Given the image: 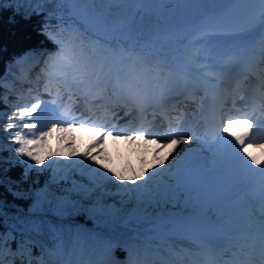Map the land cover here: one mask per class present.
Instances as JSON below:
<instances>
[{
  "label": "trees",
  "instance_id": "16d2710c",
  "mask_svg": "<svg viewBox=\"0 0 264 264\" xmlns=\"http://www.w3.org/2000/svg\"><path fill=\"white\" fill-rule=\"evenodd\" d=\"M175 2L90 0L87 6L84 2L75 3L72 0L68 3H60L59 0L42 3L36 0H0V111L11 106L5 101L7 88L15 86L19 74L36 58H21L22 52L28 49L37 51L38 46L43 45L45 51L41 63L44 65L60 51V45L50 38L52 34L69 43L71 38L74 39L62 36L61 26L81 37L83 41L78 43L81 48L87 49L89 43L95 42L119 61L130 56V49L181 60L184 52L182 48L175 50V46L180 40L187 45L184 35L178 38L180 34L170 31L168 25L185 17L190 3L184 0L177 10ZM190 36L184 37L185 40L189 41ZM14 91L13 101L16 89ZM46 156L50 158L44 164L29 168L32 161L26 164L23 162L26 157L20 158L16 154L12 158L8 151L0 148V170L7 178L6 181L0 179V204H3L6 213L0 216V234L5 239L4 264H29V261L31 264H108L111 255H116L115 264H125L126 258L137 255L145 258L147 264H158L157 259L170 263L173 259L183 262L187 259L184 250L199 251V247L184 233L149 227L148 223L156 218L160 203L138 200L140 205H149L146 214L130 215L129 204L135 196L119 188L120 204L108 201L102 206H94L83 202L80 210L63 215L56 211L57 192L47 188L51 203L36 207L39 192L36 185L44 180L51 183L56 166L49 153L41 149L39 158L43 160ZM62 174L63 171L59 173ZM194 174L201 176L205 182L206 174L202 168ZM65 183L61 180L51 184L61 186ZM94 208L98 210L93 211ZM33 221L42 225L40 230L31 227ZM9 249L15 255L10 254ZM175 252L181 253V256L174 257Z\"/></svg>",
  "mask_w": 264,
  "mask_h": 264
},
{
  "label": "snow or ice",
  "instance_id": "6c2138e0",
  "mask_svg": "<svg viewBox=\"0 0 264 264\" xmlns=\"http://www.w3.org/2000/svg\"><path fill=\"white\" fill-rule=\"evenodd\" d=\"M36 2L42 3L45 0H36ZM59 2L68 3L70 0H59ZM72 2L83 3L85 0H72ZM138 2H145V0H138ZM256 2L261 6L256 19L264 33V0H256ZM55 42L60 45V51L56 57L51 58L50 67H55L57 63L63 61V71L60 73L59 82L65 87L80 89L84 95L94 89L103 92L110 89L118 101L123 100L125 104H131L141 111L144 110L145 103L150 96L157 93L159 94V105L163 106L170 102L166 92L170 89L171 81L163 71L157 72L151 79L139 71H120L113 75L106 62L97 63L83 48L66 46L59 40ZM261 46V55L264 56V39L261 40ZM57 91L59 94V90ZM51 105L55 107H50L48 101H42L37 97L30 105L17 106L15 111L8 116L7 126L2 130L9 133L14 153L20 158L26 157L27 159L23 161L26 164L28 161L33 162L28 165L29 168L42 165L49 160L48 156L41 160L39 155L40 150L46 146L47 139L53 134L57 135L58 140H62L66 136H71L73 129L77 127H85L99 133L82 153L65 152L58 147L55 153L50 154L55 157L56 165L53 168L51 183H59L61 180L71 183L70 187L63 189L64 195L56 197L55 207L59 214H71L80 210L83 208V201L92 198L94 194L97 196L104 194L103 189L107 183L115 184L119 181L117 187L120 190L134 194L135 198L140 201L183 204L184 207H188L193 200H196L197 203L193 204L194 208L201 212L207 208L208 211L204 213L206 223L202 227L206 233L203 241L209 247H219L224 239L235 235L229 231L225 236H219L218 233L225 232L224 219L221 216L213 221L211 215L216 209L222 208L234 198L237 194L236 188L223 184L206 185L201 176L193 174L192 153L195 152L194 149L169 162V158L173 157V153L181 144H189L195 140L192 133L181 131L180 126L177 125L175 129H171L167 135L161 137L154 134L150 126H145L143 123L132 128L118 127L116 123L109 125L107 121L98 122L91 116H77L70 108H61L55 99L51 101ZM49 112L51 115H48ZM2 118L3 113H0V119ZM242 124L246 127L238 132L232 131L234 126L239 128ZM262 127H264V122L254 120L247 113L242 116L223 115L215 123L214 143L210 147L215 150L214 154L227 157L230 171L234 168L237 173L259 177L258 188L253 199L264 207V134H254V129L259 130ZM17 128V131H13ZM108 136H111L113 141L123 136V139L130 143L143 137L145 145L155 141L157 147L153 153L151 167H144L143 156H141L140 174H136L133 170L131 177H126L106 167L100 157L103 153L104 140ZM71 144L69 140V148ZM169 145L173 147L168 156H161L160 153ZM250 149H259V155ZM61 160L67 162L61 164ZM93 165L96 166L93 167ZM61 171L63 174L59 175ZM73 172H79L82 177L87 176L88 183L73 179ZM25 174H27V169ZM129 184L134 187L129 188ZM47 188L46 183L45 188L37 193L36 207L51 203L48 199ZM96 203L99 205L98 199ZM3 208V204H0V216L6 215ZM96 210L98 208L93 209V211ZM31 227L38 231L42 225L33 221ZM251 231L256 233L254 240L250 242L248 251L242 254V258L234 264H257V262L264 264V214L255 221ZM8 235L11 237V233ZM4 245V236L0 234V264H4ZM9 253L15 255L10 249ZM29 264H31L30 261Z\"/></svg>",
  "mask_w": 264,
  "mask_h": 264
},
{
  "label": "rangeland",
  "instance_id": "374dc122",
  "mask_svg": "<svg viewBox=\"0 0 264 264\" xmlns=\"http://www.w3.org/2000/svg\"><path fill=\"white\" fill-rule=\"evenodd\" d=\"M176 5H180L183 3L184 0H175ZM189 1V12L188 14L182 19V20H174L171 25H168V29L170 31H173V33L180 34L178 35V38H181V34L184 35V37H189V41L185 40L183 37L184 42L187 44L184 45L183 41L180 40L178 44L175 46V50H180L182 48V51L184 54H181V60H174L166 58L163 55L160 54H152V53H140L135 50L129 51V55L132 56V59L129 61H125L123 66L125 64H133L136 67H140L139 69L143 70L141 72L147 71L148 76H155L157 72L163 71L165 76L167 78H171L172 74L177 73V68L180 67H186L190 70H194L195 72H198V70L205 69V73H208L209 70V64L202 65L197 60L198 56L202 54V50L200 47H202L205 43L209 42V39L212 37L213 32L209 29L210 20L207 19V16L211 14V10L214 9L216 4L219 2V0H188ZM256 1V0H255ZM86 2V0H85ZM259 12L261 6L257 7ZM238 14L236 15V10H231L228 14H226L225 17L220 19L219 23L222 26H228L233 31L237 30H248L254 26L260 25L257 21V16H254V14ZM61 30H63L62 36H66L68 39L71 37H74V39H70V42H67L62 37H56L53 34L51 37L55 40H59L63 42L66 46H71L74 48H81L79 46V42H82L81 37L72 34L71 32H68L67 29L63 26H61ZM182 32H188L182 33ZM186 47L187 50L186 51ZM45 47L43 45H39L37 51L35 50H25V52H22V57H30L35 56V60L37 61V69L34 71V73H38L41 75L50 76L52 79V76L55 77V79L60 78V73L63 71V61H60L57 63L55 67H50L52 64V60L48 63L47 66H43L41 61L43 58V53L45 50H43ZM84 51L91 56L97 63H104L106 62L108 67L110 69L114 68V62L110 58L109 54L102 48L100 45L95 42H91L88 45L87 49H84ZM181 62V63H178ZM177 62V63H176ZM145 63L148 65V69L145 68ZM202 72V71H201ZM19 77V76H18ZM177 77H180V75H177ZM173 78V77H172ZM212 78V77H211ZM213 79V78H212ZM14 87V86H13ZM13 87L7 88V94H5L6 99H9V102L11 106L7 108L6 110H1L0 113H3V118L0 119V145H2V148L9 152V155L12 158H15L14 149L11 147L12 141L9 139V133L6 131H3V128H6L7 122H8V116L11 115L13 111H15L17 106H23V105H30L31 103H25V104H17L13 101V99H10L9 97H12L11 89ZM185 89V86H184ZM42 101H48L50 104V107H55L54 105H51V101L53 99L47 98V97H38ZM60 98L59 96L55 97V100L57 101V104L60 105ZM13 101V102H12ZM208 101V100H207ZM34 103V102H33ZM206 104V102H205ZM48 115H51V112L48 113ZM189 120H187L188 122ZM120 122H116L117 126H119ZM183 125V124H182ZM197 126L196 122L193 125L189 124V127H187L188 133H192L195 136V140L189 144H181L179 147L181 148L180 151L183 149V153H180L179 157L184 156L186 152H189L190 150H195V152L192 153V171L193 174L196 170H201L199 168V164H204V167L210 169L212 166L217 164H223L222 170L219 173V175L216 178V181L214 183H217L218 179H222L221 181L228 180V176L223 178V174L228 175L230 170L229 161L227 157L220 156L218 154H214L215 150L212 149L210 146L214 143L213 135L205 134L203 136H200L197 132H193L191 130H195V127ZM17 129H13V131H17ZM181 130V128H180ZM233 130V129H232ZM182 131V130H181ZM129 134V133H128ZM99 135V133L95 131H90L88 128L85 127H77L73 129L71 136H66L62 140L57 139V135L53 134L51 137L47 139V144L43 148L44 153H55L57 151V148L60 147L65 152H75L77 154L82 153L85 151L87 146L95 140V138ZM163 137V136H162ZM71 141V148L68 147V141ZM157 147L155 141H152L145 145L144 138L140 137L134 142H128L123 139V136H119L115 141H113V138L111 136H108L104 140V144L102 146L103 153L100 157V160L102 163L106 165L108 168H112L115 172L121 173L125 175L126 177H131L133 175V170H135L136 174H140L141 170V156L144 158V167L148 168L151 167V164L153 162V153L155 148ZM172 149L167 147L165 148L160 155L161 156H168V153ZM178 152V151H177ZM179 154V153H177ZM211 154V155H210ZM51 156V155H50ZM52 160L55 161V157L51 156ZM158 162V161H157ZM61 164L66 163V161L61 160ZM96 165H93L95 167ZM195 167V168H193ZM228 167V168H227ZM103 171V169H101ZM234 179V186L235 188L237 186H248L251 188V191L249 195H245L243 200H240V203L248 202V205H250L249 208L243 209L241 212L235 214L234 216H230L225 213V211L216 209L213 212V220L215 221L218 217H223L224 222H226V226L228 228H234L236 229L237 226L246 221L250 220H258L262 214H264V207H262L259 203L255 202L253 197L255 196L256 190L258 188L257 181L259 180V177L252 180L251 175H244L237 173L235 169H232V174L230 175ZM72 178L76 179L79 182L82 183H88L87 176H81L79 172H73ZM0 179L2 181H6V176L2 170H0ZM252 180V181H251ZM46 183L48 184V188L54 189L57 192V196L64 195L63 189L66 187H70L71 183L70 181L66 182L64 185L61 186H54L48 181L40 182L36 185V188L41 191L45 188ZM119 181H116L115 184L107 183L106 187L103 189L102 195L97 196L96 194L93 195L92 198L85 200L83 202H88L89 204H92L94 206H97V199L99 200V205L102 206L104 203L111 201L114 204H120L122 203V199L119 198L121 195L117 192L119 184ZM249 183V184H248ZM128 187H131V184L128 185ZM99 191V190H98ZM255 191V193H254ZM195 196V193L193 194ZM197 203L196 200H193L192 204H190L188 207H184L183 204L176 205V204H164L160 203L158 206V209H161L162 214L155 218L154 221H151L148 223L149 227L156 228L161 231H173L174 233H181L186 232L190 233V230L187 226V221H194L197 218V215L202 216L203 219H205L204 213L207 212L204 211L201 212L199 209H196L193 207V204ZM98 205V206H99ZM131 205L130 210L134 207H138L139 210H147L149 208V205H140L138 203V200L134 197L133 202L129 204ZM192 212L194 215L186 217V214H189ZM179 213V215H177ZM219 213V214H217ZM157 215V214H156ZM121 218V217H120ZM169 223V226H166L167 223ZM163 226V227H162ZM241 229H236V231L240 232ZM256 234V233H254ZM240 237L241 241H246L248 239V235L246 233H240L238 235ZM240 243V242H239ZM120 251L124 252L123 249ZM119 251V252H120ZM185 257L187 259L183 262H178L177 264H209L208 258L211 257V254H208V251L199 248V252L194 251H183ZM198 254V255H197ZM174 257H180L181 253L175 252ZM116 255H111V258L109 257V263L108 264H115L117 263V259L114 258ZM141 259H137L136 256H130L128 259L126 258L125 264L130 263L133 264H145L146 259L143 258L141 255H137ZM240 259V258H239ZM114 260V262H113ZM135 260V262H134ZM159 260V259H157ZM162 261V260H161ZM163 264H176V260L173 259L172 263L168 261H162ZM221 264V261H219Z\"/></svg>",
  "mask_w": 264,
  "mask_h": 264
},
{
  "label": "bare ground",
  "instance_id": "6f19581e",
  "mask_svg": "<svg viewBox=\"0 0 264 264\" xmlns=\"http://www.w3.org/2000/svg\"><path fill=\"white\" fill-rule=\"evenodd\" d=\"M221 2H218L216 6L214 7L213 10H211V14L207 16V19L210 20V27L209 29L212 30L213 35L209 39V42L205 43L200 49L202 50V54H200L197 58L199 63L202 65L209 64L210 68L208 70V73H205V69L198 70L197 73H195L194 70H190L186 67H180L179 69L177 68V71L181 74L180 78H184L186 75H194L189 78H184L186 81L185 82H179V81H171L170 84V89L166 92V95L169 96H174L177 99V102L169 105L167 107L163 108L164 111V117L160 119V117L155 118V120H150L154 124H158L159 126L163 127V130H157L153 129L151 130L154 134H157L159 136H165L169 133L171 129H175L177 125L180 126L181 130L186 132L188 124L193 125V123L197 124L199 128L202 130H198L197 133L200 134V136L207 134L214 135V129L215 127L212 126V115L216 116L218 119L222 116L221 111L223 112V115H232V116H242L244 113L251 111L250 106H247L249 104L245 102V100L248 98L250 103L253 104L255 101V105L258 107L257 104L258 100L255 97V92L253 90H243L242 94H239L238 96L226 98L225 96H221L219 99L218 91L216 90V87L222 83H230L231 82V76L230 73L234 71V54L237 56L239 53V41H241V38L244 37L245 35H248L249 32L253 31H259L261 30L260 25L254 26L248 30H237L233 31L230 27L228 26H222L219 23L220 19L226 16L231 10H236V15L238 14H249L252 12L254 16L259 14L258 6L259 3H257L255 0H233V2H229L228 0H220ZM242 15V16H243ZM238 42V44H237ZM140 53H152V54H157L153 52H140ZM163 55V54H160ZM165 56V55H163ZM168 58L167 56H165ZM132 59V56H125L122 57V60L118 61L116 67H114L112 70L113 75H115L117 72L120 71H139L141 74L145 75L148 78H152L154 76H148L147 71L141 72L143 70L139 69L135 65L129 63L125 64L123 66L122 63H124L126 60L129 61ZM169 59V58H168ZM174 61V60H172ZM177 63V62H176ZM178 63H181L178 61ZM38 66L37 64L34 65L33 69ZM145 68L148 69V65L145 63ZM202 71V72H201ZM213 79H212V78ZM187 83H190L192 86L195 87V91L193 93L186 94L183 92V87ZM254 83L258 87L259 80H254ZM231 86V85H230ZM233 86V85H232ZM60 87V86H57ZM51 88V84H46L45 81H34L31 78L30 73L24 74L23 76L21 75L15 83V86L11 89V92H15L14 90L16 89L15 93V103H18L19 101L23 102V99L20 95V89H24L25 91H29L32 93V97L27 103H33L35 102V99L37 97H46L47 91ZM211 88L214 89V92L211 91ZM246 89V88H245ZM248 89V88H247ZM207 92H206V91ZM109 91H111L109 89ZM240 91V89H239ZM250 94H249V92ZM12 92V93H13ZM228 93H231V89L228 90ZM232 95V94H231ZM230 95V96H231ZM157 100L159 101V94L157 93L156 95H153ZM199 96L205 98V100L209 102V105L214 107L213 104H216L217 100H219L220 104L216 107L215 111L210 113L208 105H204L202 110L199 111V114L196 116H192L189 121L185 119L187 116L185 115L187 113L186 106L182 107L181 104L182 102H188L189 106H193L195 101L199 98ZM240 97V98H239ZM239 98V100H238ZM12 99V97L10 98ZM150 98L146 101L145 103V108L143 112L146 111V108L148 107V102H150ZM9 101V99H6ZM156 99L151 100V101H157ZM182 101V102H181ZM115 102V101H114ZM77 103L79 104L78 100ZM113 103V102H112ZM161 106V105H160ZM164 106V105H163ZM161 106V107H163ZM171 106H176L177 110H174L171 108ZM113 109L116 111L113 112L115 115H113L112 112H106V111H100L96 113H90L89 114L93 117V119L97 120L98 122H109V125L111 123H118V122H123L125 123L124 120H126L127 115L124 114L122 108L123 107H129L128 109L130 111L136 112L139 111V108L131 105V104H125L123 101L122 104H117L112 106ZM73 108L75 111L78 110L77 105H73ZM263 107H261L262 109ZM75 115L77 113L74 112ZM175 114V115H172ZM248 114V113H247ZM78 116V115H77ZM264 118V117H263ZM148 118L137 116V117H132L131 121H133L134 125L139 126L141 123H143L145 126L148 125V122L146 121ZM183 124V125H182ZM244 126L240 125L239 128L233 127L234 129L232 130L233 132H238L242 130ZM131 134V133H129ZM169 148L172 149V145L168 146ZM156 149V148H155ZM181 148L178 147L177 151L173 153V157L169 158V162L175 157H179L180 153H183L180 151ZM155 151V150H154ZM250 151H254L255 154L259 155V149H250ZM179 153V154H177ZM234 187V185L232 186ZM238 187V186H237ZM236 187V188H237ZM212 219V215H211ZM256 220H250L246 222L240 223L236 229H241L240 232L236 231V229L231 228L230 232L233 233H246L248 235V239L246 241H241L240 240V246L241 250L243 251L240 253V257H242V254L246 253L250 247V242L254 240L255 232L251 231L252 226L254 225ZM205 222L201 223V221H187V226L188 229L191 231V240L192 242L197 246L203 241V237H200V235H206L202 225L205 224ZM225 224V223H224ZM170 232V231H169ZM200 238H197L198 236ZM141 259L140 257H138Z\"/></svg>",
  "mask_w": 264,
  "mask_h": 264
}]
</instances>
